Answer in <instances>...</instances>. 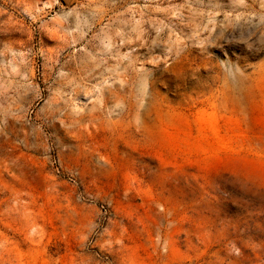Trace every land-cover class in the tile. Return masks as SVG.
Returning a JSON list of instances; mask_svg holds the SVG:
<instances>
[{
    "label": "rangeland",
    "instance_id": "rangeland-1",
    "mask_svg": "<svg viewBox=\"0 0 264 264\" xmlns=\"http://www.w3.org/2000/svg\"><path fill=\"white\" fill-rule=\"evenodd\" d=\"M0 264H264V0H0Z\"/></svg>",
    "mask_w": 264,
    "mask_h": 264
}]
</instances>
